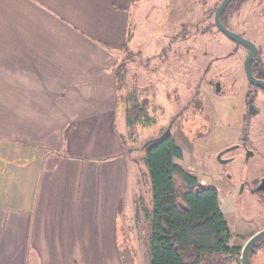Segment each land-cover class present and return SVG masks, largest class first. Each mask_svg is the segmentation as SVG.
Returning <instances> with one entry per match:
<instances>
[{
  "label": "crops",
  "instance_id": "obj_1",
  "mask_svg": "<svg viewBox=\"0 0 264 264\" xmlns=\"http://www.w3.org/2000/svg\"><path fill=\"white\" fill-rule=\"evenodd\" d=\"M113 8L0 0V158L22 161L15 176L0 165V184L12 185L0 189V264H122L120 229L136 204L126 117L117 125L126 105L114 51L126 22ZM113 17L122 21L111 35Z\"/></svg>",
  "mask_w": 264,
  "mask_h": 264
},
{
  "label": "rangeland",
  "instance_id": "obj_2",
  "mask_svg": "<svg viewBox=\"0 0 264 264\" xmlns=\"http://www.w3.org/2000/svg\"><path fill=\"white\" fill-rule=\"evenodd\" d=\"M109 1L115 8L113 11H118L126 22L124 34H122L124 26L120 28V34L126 36V46L114 51L119 54L114 57L117 68L123 66V81L117 86V92L121 97L135 92L139 97L137 105H145L149 112V121H142L137 126L136 134L123 133L128 148L136 149L128 157L127 165V196H130V203L135 200L136 208L134 206V213L131 206V217L127 216L124 227L120 229L122 248L118 250L119 259L122 264H149L152 194L144 162L145 153L139 147L147 140L158 138L170 129L176 143L183 150V159L176 162L196 174L199 181L205 180L206 184L215 185L222 203L221 212L227 213L229 197L227 191L230 190L231 184L229 186L230 181L224 174L225 168L218 161L217 156L240 139L241 130L245 125H243L242 106L245 91L238 94L240 90L238 87L242 88V84L237 82L226 100L212 99L213 108L206 101L204 102L207 110L217 111L215 117L207 121L204 130H189L191 124L189 120L178 118L172 121V118L178 111V97L183 98L186 91V82H198L202 79L203 67L211 57L225 56L234 52L233 56L224 60L222 66L230 72V77L234 76L235 80L238 77L245 79V49L213 27L214 14L222 0ZM102 11L101 6L95 10L99 15ZM109 11H112V8ZM225 18L228 30L249 40L257 47L264 68V0H235ZM122 19L110 18L111 35L119 26L116 22H121ZM101 27L103 25L100 20H96L94 25L91 21L89 26L93 30L91 35H103ZM182 30L188 31L190 35H198L200 31L205 34L192 36L189 45L183 46L184 50L186 47L189 48L184 52L182 49H177V45L175 46L171 41ZM195 37L197 39L193 42ZM192 43L197 45L194 49ZM202 47L208 51L207 56L201 54ZM56 99L59 100L60 96ZM262 102L264 103V99ZM153 104L162 109L163 115L159 118L157 115L153 117L155 114ZM261 107L259 114L252 116L250 122L248 120L247 126L249 143L251 142L257 151L255 161L258 163L255 167L259 166L260 169L257 172L264 170V104ZM123 122L125 124V116L121 115L117 125ZM0 146H2L1 142ZM0 165L15 176L22 161H14L11 165L10 162L5 164L0 158ZM232 167L235 179L238 180L241 163ZM247 168L248 172L252 173L254 163L250 162ZM134 175L137 177V186L132 179ZM6 185L12 186L10 183L0 184V189L3 190ZM98 262L99 260L94 264H99Z\"/></svg>",
  "mask_w": 264,
  "mask_h": 264
},
{
  "label": "trees",
  "instance_id": "obj_3",
  "mask_svg": "<svg viewBox=\"0 0 264 264\" xmlns=\"http://www.w3.org/2000/svg\"><path fill=\"white\" fill-rule=\"evenodd\" d=\"M234 1L220 15L224 25ZM122 74L120 65L117 86L123 81ZM138 98L135 92L123 97L130 134H136L142 121H149L147 107L138 106ZM139 149L145 153L152 194L149 264H236V248L229 243L231 233L218 193L201 185L196 174L176 162L183 159V150L173 136L163 133Z\"/></svg>",
  "mask_w": 264,
  "mask_h": 264
},
{
  "label": "flooded vegetation",
  "instance_id": "obj_4",
  "mask_svg": "<svg viewBox=\"0 0 264 264\" xmlns=\"http://www.w3.org/2000/svg\"><path fill=\"white\" fill-rule=\"evenodd\" d=\"M232 1L233 0L229 3ZM224 26L226 27V24ZM213 27L216 28L215 23H213ZM204 34L205 32L200 31L198 35H190L188 31L185 32V30H182L180 33L176 34V37H174V39L172 38L171 41L175 46L177 45V49H182L184 52H187L185 50L189 48L186 47L184 50L183 46H185V44L189 45L192 41L191 37ZM196 39L195 37L193 42ZM235 43L237 45H242L237 42ZM192 44L194 49L197 45H194V43ZM242 46L245 49V79L243 77V79L238 77L237 80H235L234 76L230 77V72L226 71L222 66V64L225 63L224 60L233 56V54H235L234 52L228 53L225 56L211 57V60L203 67L204 75L202 79L198 82H186V91L183 98L178 97V111L173 115L172 121H176L178 118L186 119L191 122L189 130H204L205 126H207L206 124L212 120L217 113V111L207 110L204 106V102L206 101V103L210 104L213 108L212 99L224 101L229 97L232 87L236 86L237 82L242 84V88L238 87L240 89L238 94L245 91L242 105L244 110L243 125H245L241 130L240 139L227 150L220 152L217 156L218 161L225 168L224 174L230 181L229 186L231 184L230 190L227 191V193L229 192V197L227 199L228 212L225 213L224 216L231 233L229 243L236 248V264H264V170L263 172H261L262 170L257 172L260 170L259 166L255 167V164L258 163V161H255L257 151L252 143H249L247 133L248 120L250 122L252 116L259 114L262 108L261 106L264 104L262 102V99H264V86L259 83L254 85V83L247 78L245 60L249 54V49L244 45ZM200 52L203 56H207L208 54V51H206L204 47L201 48ZM261 61V54L257 49L256 58L252 61L251 73L255 80L264 83V68ZM258 94H260V96ZM174 99H176L175 96ZM153 111L155 112L153 117L157 115L159 118L163 115L162 109L157 106H155ZM166 132L170 133V129L165 131V133ZM250 162L254 163L252 173L248 172L247 168ZM237 163H241V171L238 174V180L235 179V172L232 167ZM201 181H204L206 184L205 180ZM206 185L210 188H214L219 196L218 188L215 185ZM220 204L222 203L219 200V206Z\"/></svg>",
  "mask_w": 264,
  "mask_h": 264
},
{
  "label": "water",
  "instance_id": "obj_5",
  "mask_svg": "<svg viewBox=\"0 0 264 264\" xmlns=\"http://www.w3.org/2000/svg\"><path fill=\"white\" fill-rule=\"evenodd\" d=\"M230 1L231 0H222L220 5L216 9L215 14H214L215 26L227 38H229V39H231V40H233L239 44H242L249 49V54L245 60V72H246L247 78L251 82H253L254 85L259 83L260 85L264 86V83L259 81V80H255L254 77L252 76V73H251L252 61H253V59L256 58V54H257L256 46L252 42H250L249 40H247V39L235 34L234 32L228 30L221 22L220 15Z\"/></svg>",
  "mask_w": 264,
  "mask_h": 264
},
{
  "label": "built area",
  "instance_id": "obj_6",
  "mask_svg": "<svg viewBox=\"0 0 264 264\" xmlns=\"http://www.w3.org/2000/svg\"><path fill=\"white\" fill-rule=\"evenodd\" d=\"M200 184L203 185V186H205V187H209V186H207V185L204 183V181H200ZM209 188H210V187H209Z\"/></svg>",
  "mask_w": 264,
  "mask_h": 264
}]
</instances>
